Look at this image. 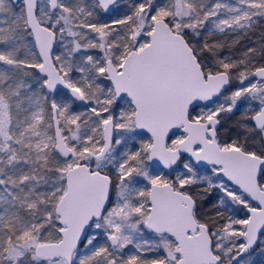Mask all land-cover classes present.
I'll use <instances>...</instances> for the list:
<instances>
[{"label":"snow or ice","instance_id":"6c2138e0","mask_svg":"<svg viewBox=\"0 0 264 264\" xmlns=\"http://www.w3.org/2000/svg\"><path fill=\"white\" fill-rule=\"evenodd\" d=\"M264 257V0H0V264Z\"/></svg>","mask_w":264,"mask_h":264},{"label":"rangeland","instance_id":"374dc122","mask_svg":"<svg viewBox=\"0 0 264 264\" xmlns=\"http://www.w3.org/2000/svg\"><path fill=\"white\" fill-rule=\"evenodd\" d=\"M256 256H257V261H255V264H264V257L260 256L259 254H256L254 256V259Z\"/></svg>","mask_w":264,"mask_h":264},{"label":"trees","instance_id":"16d2710c","mask_svg":"<svg viewBox=\"0 0 264 264\" xmlns=\"http://www.w3.org/2000/svg\"><path fill=\"white\" fill-rule=\"evenodd\" d=\"M255 261H257V256L255 257V259H254Z\"/></svg>","mask_w":264,"mask_h":264}]
</instances>
